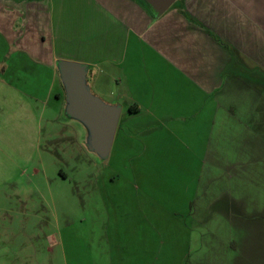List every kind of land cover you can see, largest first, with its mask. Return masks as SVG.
<instances>
[{
	"label": "crops",
	"instance_id": "obj_1",
	"mask_svg": "<svg viewBox=\"0 0 264 264\" xmlns=\"http://www.w3.org/2000/svg\"><path fill=\"white\" fill-rule=\"evenodd\" d=\"M60 60L88 65L92 90L121 106L110 165L187 175L181 194L173 185L156 196L144 180L134 188L146 195L131 199L148 211L171 204L181 264H264V209L256 208L254 182L242 176L238 192L226 184L211 197L202 192L204 173L255 171L246 144L255 128L264 139V0H177L160 15L144 0H0L1 189L16 173L41 172L33 163L44 150L48 109L65 106ZM241 140L247 143L238 149ZM105 188V233L118 236L110 225L120 200ZM73 200L71 193L57 198ZM5 211L32 214L26 206ZM192 220L201 231V220L209 221L214 234L195 258ZM130 256L117 264H141ZM0 264H12L9 255Z\"/></svg>",
	"mask_w": 264,
	"mask_h": 264
},
{
	"label": "rangeland",
	"instance_id": "obj_2",
	"mask_svg": "<svg viewBox=\"0 0 264 264\" xmlns=\"http://www.w3.org/2000/svg\"><path fill=\"white\" fill-rule=\"evenodd\" d=\"M57 102L48 109L44 150L33 163L41 172L35 173L31 168L23 176L16 173L12 185L0 188V263L9 255L12 264H111L113 261L117 264L116 260L132 255L135 262L141 264L150 256L151 264H181L179 243L182 237L173 233V223L167 216L171 204L153 203L148 206L151 209L148 211L144 203L140 207L131 199L146 195L144 190L134 188L136 182L144 180L156 196L173 185L174 193L181 194L187 175L174 171L136 173L118 163L110 165L107 159L87 148L83 126L69 117L65 106ZM260 133L255 128L252 141H238V149H243L246 143L249 145V162L255 171L249 174L233 171L204 173L202 192L206 196L211 197L224 184L234 189L238 187V192L243 176L245 183L253 181L255 184L256 208L264 209V139L258 135ZM60 171L66 173L67 178L61 179ZM105 186H110L112 198L120 200L119 208L112 209L117 212L118 219L110 225L111 230L119 229L118 236H106L105 233L110 224L108 216L104 217V196L108 197ZM6 192L15 197L4 198ZM70 193L75 200L58 203V195ZM17 195L28 200L21 202L22 198ZM24 206L32 212L30 216L12 214V211L6 214V209L17 212ZM151 211L153 215H149ZM190 223L193 226L191 254L195 258L197 245L205 246L206 243L208 247L214 241V234L207 225L209 221L201 220L205 231L195 227L193 220ZM25 225L30 230L28 233L23 229ZM118 250L119 257L116 255Z\"/></svg>",
	"mask_w": 264,
	"mask_h": 264
},
{
	"label": "water",
	"instance_id": "obj_3",
	"mask_svg": "<svg viewBox=\"0 0 264 264\" xmlns=\"http://www.w3.org/2000/svg\"><path fill=\"white\" fill-rule=\"evenodd\" d=\"M144 1L160 15L177 0ZM57 67L65 95L66 114L83 126L87 148L100 158L107 159L112 150L121 106L105 101L92 90L88 65L60 60Z\"/></svg>",
	"mask_w": 264,
	"mask_h": 264
}]
</instances>
